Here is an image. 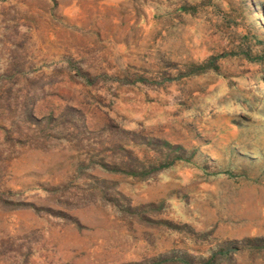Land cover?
I'll use <instances>...</instances> for the list:
<instances>
[{
  "label": "rangeland",
  "instance_id": "1",
  "mask_svg": "<svg viewBox=\"0 0 264 264\" xmlns=\"http://www.w3.org/2000/svg\"><path fill=\"white\" fill-rule=\"evenodd\" d=\"M208 56L216 68L196 71ZM107 126L177 156L146 179L91 167L118 155ZM4 188L35 209L0 207V264L199 259L264 237V0H0ZM231 254L264 264V246Z\"/></svg>",
  "mask_w": 264,
  "mask_h": 264
},
{
  "label": "trees",
  "instance_id": "2",
  "mask_svg": "<svg viewBox=\"0 0 264 264\" xmlns=\"http://www.w3.org/2000/svg\"><path fill=\"white\" fill-rule=\"evenodd\" d=\"M208 67L216 68V63L214 62V57L212 56H208L206 60L201 63L194 64L196 71H203ZM27 104L28 103H25V107H27ZM25 114L30 117V112L28 110H26ZM75 116L78 125L81 123L80 115L76 114ZM81 127L82 126L80 124L78 128L80 129ZM82 129L84 128L82 127ZM105 130L109 135H111L113 140L112 146L115 147L114 149L117 151L118 155L106 160L99 158L96 161H89L87 165L91 167H98L105 171L127 174L137 179H146L152 176L160 168L170 164L174 158L173 156H177V154L174 155L173 152L179 148L178 144L171 143L165 139L134 135V131L120 127L112 128L111 126H107ZM113 135L114 137H112ZM6 137L7 134L5 138ZM131 139L133 140L131 141ZM128 141H138L150 145L151 148L156 150L154 155L156 161H146L132 155V153H130V149L128 148V146H131L132 143H126ZM86 194L89 198H101L105 201L109 200L113 204H117V200H124V202H126L121 194L116 191L108 194L107 188H103L102 186H93L86 191ZM20 200L21 199L18 197V193H15L8 188L0 189L1 208L16 209L29 207L35 209L34 205L31 203L21 202ZM128 203H123L125 204V207H120L123 212H128L129 215H135V218L140 222H149L147 219H143L144 211L140 209L142 205L133 208ZM163 222L168 226L173 224L170 220H165ZM246 240V246L248 248H258L259 246H264V237H254ZM247 247L234 240H223L218 243L215 249L210 251L207 256L200 257L199 259H194L185 252H171L148 258L145 260L144 264H231L232 251L242 250Z\"/></svg>",
  "mask_w": 264,
  "mask_h": 264
}]
</instances>
